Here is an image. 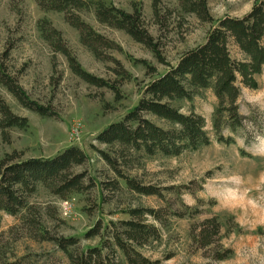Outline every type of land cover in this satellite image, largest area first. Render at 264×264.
<instances>
[{
	"label": "rangeland",
	"instance_id": "rangeland-1",
	"mask_svg": "<svg viewBox=\"0 0 264 264\" xmlns=\"http://www.w3.org/2000/svg\"><path fill=\"white\" fill-rule=\"evenodd\" d=\"M102 1L130 14L139 12L163 61L151 47L100 22L95 8L74 13L111 44L102 45L99 57L84 45L65 13L46 11L37 0H0V64L32 101L49 111L41 116L26 108L0 82V100L12 113L26 118L29 126L7 128L0 112V160L7 155H15L16 161L54 158L75 146L88 155L84 164L71 169L74 175L84 174L83 191L60 197L39 186L29 199L52 236L78 238L77 246L71 248L75 260L82 250L99 247L103 261L93 264H128L114 244L112 236L119 231L111 223L130 220L127 212L142 208L159 211L160 219L150 214L141 219L155 225L159 237L137 247L152 262L264 264V66L255 77V88L238 83L242 94L237 105L245 119L236 130L225 126L220 134L215 131L219 105L210 89L198 90L191 101L173 103L183 113L195 112L204 118L211 137L208 146L185 150L177 157L135 153L122 160L121 147L96 139L134 109L149 82L202 44L221 18L244 17L257 0H207L210 19L206 20L186 12L179 0ZM60 47L86 72L118 89L120 98L111 88L92 85L77 75ZM231 49L235 60L243 58L238 47ZM220 135L232 141L220 142ZM101 152L118 158L117 167L124 175L144 186H156L162 196L127 188ZM212 219L220 232L213 236V245L202 247L196 237L201 224ZM21 223L19 215L0 213L1 254L12 261L24 257L23 264H75L53 242L24 235ZM93 229L94 235L89 236Z\"/></svg>",
	"mask_w": 264,
	"mask_h": 264
},
{
	"label": "trees",
	"instance_id": "trees-1",
	"mask_svg": "<svg viewBox=\"0 0 264 264\" xmlns=\"http://www.w3.org/2000/svg\"><path fill=\"white\" fill-rule=\"evenodd\" d=\"M184 10L196 13L200 18L210 19L207 0H179ZM38 6L46 11L63 12L68 23L80 31L82 42L99 57L102 45H111L104 36L75 14V10L95 8L96 18L115 29H120L132 36L136 41L151 47L160 62L163 61L149 32L144 28L143 18L139 12L127 13L106 2L94 0H37ZM41 28H45L41 25ZM264 0H257L251 12L244 17H224L211 29L207 39L197 47L184 53L178 63L169 70L158 75L145 87L143 97L124 118L112 123L97 136L100 144L121 147L120 157L126 160V154H141L150 157L155 155L177 157L185 150L208 146L211 137L206 131L204 118L194 113L186 114L173 105L178 100L193 99L198 90L214 92L218 100V109L214 117L215 131L220 134L226 126L236 130L244 123V116L239 113L237 102L242 94L243 86L253 89L257 86L256 75L264 66ZM238 47L242 59L235 60L232 47ZM59 48V47H58ZM69 56L70 65L77 75L92 85L107 86L120 98L119 90L104 79H99L86 72L76 60L68 54V50L60 47ZM144 65L152 68L149 63ZM0 82H4L14 92L26 108L38 112L41 116L49 115L44 106L32 101L13 79L5 73L0 64ZM0 112L3 114L2 124L7 128H28V120L12 113L0 100ZM155 117L169 124L162 127L154 122ZM226 121L223 122V118ZM220 142L232 141L220 135ZM103 158L115 169L127 188L134 192L151 196H162L156 186H144L124 175L118 169V158L101 152ZM88 155L79 147H70L54 158H30L16 161L15 155H7L0 160V213L11 216L19 215L24 235L38 242H53L64 251L75 264H93L102 260L99 247L84 249L76 258L71 248L77 246L78 238H57L51 235L42 222L36 205L29 202L39 186L49 189L53 194L65 197L69 193L83 191L84 174H73L75 165L84 164ZM119 184V183H118ZM119 184L117 187H120ZM159 211L148 209H132L127 212L130 220H122L119 224L111 223L119 231L113 234L114 244L122 253L128 264H159L146 258L137 247L144 246L150 239L159 237V229L155 225H147L141 219L150 214L160 219ZM100 227V226H99ZM107 229V227H105ZM95 229L89 233L94 235ZM220 232L216 219L205 220L197 235L202 247L213 245V236ZM24 257L7 258L0 253V264H23ZM103 261V260H102Z\"/></svg>",
	"mask_w": 264,
	"mask_h": 264
}]
</instances>
